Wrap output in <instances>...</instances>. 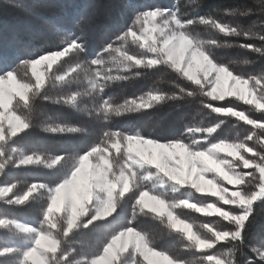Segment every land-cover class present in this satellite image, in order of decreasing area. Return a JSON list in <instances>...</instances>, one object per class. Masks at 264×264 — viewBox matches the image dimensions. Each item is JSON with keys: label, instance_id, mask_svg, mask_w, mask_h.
I'll return each instance as SVG.
<instances>
[{"label": "snow or ice", "instance_id": "6c2138e0", "mask_svg": "<svg viewBox=\"0 0 264 264\" xmlns=\"http://www.w3.org/2000/svg\"><path fill=\"white\" fill-rule=\"evenodd\" d=\"M43 6L52 10L55 17V9L58 7L56 0ZM232 14L248 16L250 10H234ZM196 22L195 19H183L176 11H165L159 7L154 10L138 9L130 24L121 25L118 21L111 24V35L93 53L89 51V43L97 38L94 18L91 12L85 11L79 13V19L75 22L78 33L72 32L71 35L68 34L73 23L71 17L51 19V29L46 39L49 46L19 60L18 68L13 67L6 58L0 57V174H5L10 166L19 168L42 162L49 169L63 166L68 169L67 175L60 177L53 185L33 183L24 193L13 192L16 187L14 184L0 187V197L7 206L23 205L29 201V197L34 200V190L42 189L46 193V204L42 209L39 227L0 216V229L21 239H30L27 246L0 247V264H6L9 257L14 258L16 264H142L138 257H142L146 264H181L179 258L170 253L155 250L148 235L137 230L134 224L137 206L141 212L147 209L157 216L166 215L169 225L182 231L190 246L198 252L213 249L220 242L231 245L226 259L212 253L206 255L204 259L208 264H240L234 258V252L245 245L247 230L256 219L254 206L257 201L264 200V153L256 152L245 142L213 143L200 150V141L195 139L187 144L180 138L162 140L157 136H144L138 131H104V139L87 145L84 152L61 154L47 160L40 155L18 153V149L13 146V138L36 126L33 123L35 98L41 96V93L44 98H48L45 92V75L53 64L65 57L82 59L67 72H61L59 68L52 72L49 77L51 83L70 86L83 74L88 87L85 92H69L54 102L81 110L82 97L95 99L99 96L94 113L105 121L111 116L140 112L168 100L195 97L197 93L213 101L223 100L225 96H235L264 110V77L245 78L239 74L234 75L229 67L216 60L205 47L204 41L189 30L188 26ZM157 23L161 27L158 34L153 35L157 33ZM199 23L211 26L226 36L254 37L264 42V32L257 33L251 28L244 30L230 26L210 16H201ZM130 38L139 47H146L147 52L139 56L129 54L126 45ZM57 40L59 44L56 43ZM210 41L212 46H218L216 40ZM239 47L250 49L264 57L262 47L251 44H240ZM157 65L167 66L177 76L186 78L195 88L187 90L180 87L179 95L149 92L126 100L122 105L103 98L109 82L128 79L127 76L119 75V72L155 68ZM40 66H44V72L37 71ZM113 69L117 71L116 75L112 74ZM29 70L31 77L28 76ZM257 86L259 100L256 95ZM21 105L27 111L18 114ZM204 107L220 115L238 117L247 124L264 129V124H258L242 112L212 107L210 104H204ZM43 131L51 134L77 133L81 129L56 124L44 126ZM187 131L193 135L197 132L211 135L216 129L190 127ZM252 138L248 136L246 139ZM113 150L116 155H112ZM221 153L233 157L239 164H231ZM245 153L251 154L253 158L246 157ZM240 167L252 171H237ZM209 174H212L211 178ZM220 181L229 185L248 186L252 190L237 187L229 192ZM145 182H150L151 186ZM170 188L175 189V192L180 188H190L198 193L218 196L223 204L235 206L239 212L223 210L214 204L200 207L186 199L175 201L174 207H169L164 191L157 189ZM129 201H134L131 218L110 237L106 236L102 240V250L86 254L78 253L69 246L70 234H74V230L90 227L96 229L113 223L119 215L118 208L125 207ZM179 207L219 216L232 227L222 230L203 224L200 227L206 230L207 235L194 232L190 224L178 219L169 210ZM251 251L254 255L246 259L244 264H264V246L252 247ZM78 255L83 258L77 259Z\"/></svg>", "mask_w": 264, "mask_h": 264}, {"label": "trees", "instance_id": "16d2710c", "mask_svg": "<svg viewBox=\"0 0 264 264\" xmlns=\"http://www.w3.org/2000/svg\"><path fill=\"white\" fill-rule=\"evenodd\" d=\"M50 2L52 0H0V57L6 58L13 67L18 68L19 60L49 46L46 39L51 29L50 20L53 18L71 17L73 23L68 33L71 35L72 32L78 33L75 22L79 19V13L91 12L97 38L89 43V51L94 53L98 50L99 44L111 35L109 32L111 24L116 21L121 25L130 24L135 10L149 8L154 10L159 7L165 11H176L185 20L195 19L197 22L189 25V30L200 40H216L220 46H212L213 56L217 61L229 67L234 75L239 74L245 78L264 77V57L250 49L239 47L240 44H251L264 48V42L254 37L226 36L211 26L199 23L201 16H210L230 26L244 30L251 28L257 33L264 32V0H195V2L193 0H56L58 7L55 9V17L52 10L43 6ZM234 10H250V14L248 16L233 15ZM157 21L159 22V18ZM112 38L114 39V36ZM56 43L59 44V40ZM225 45H230V47H225ZM126 48L129 54L137 56L147 52V50H142L138 43H133L131 38ZM81 59L82 57H65L47 74L45 92L48 98H44L41 93V96L36 97L34 101L33 123L36 126L13 138V146L18 149V153L40 155L45 160L61 154L82 153L87 145L103 140L104 131H124L126 133L138 131L144 136H157L162 140L180 138L187 144H191L195 139L200 141L198 145L200 150L210 147L213 143L245 142L256 152L264 153V129L247 124L238 117L220 115L204 107V104H210L212 107L231 108L236 112L244 113L258 124H264V111H259L254 106L236 98L213 101L197 93L195 97L168 100L153 105L152 108L142 109L140 112L125 113L119 117L111 116L107 121L98 118L94 113L99 103V96L95 99L89 96L82 97L81 110H76L63 103H55L56 99L69 92L87 90V80L83 74L70 86L60 83L53 85L49 79L52 72L58 68L61 72H67ZM65 60L68 62L65 63ZM112 74L116 75L117 71L113 69ZM119 75L127 76L128 79L109 82L103 93L104 99H110L117 105H122L126 100L144 96L149 92L179 95L180 87L187 90L195 88L186 78L177 76L165 65H157L149 69H133L131 72H119ZM28 76L31 77V70L28 71ZM32 79L34 80V77ZM257 95L260 98L259 86H257ZM23 111L27 110H24L22 105L19 106L18 114ZM56 124L62 127H78L81 131L57 134L43 131L44 126ZM190 127H212L216 131L211 135L201 132L193 135L187 131ZM248 136H252V140H247ZM112 155H116L114 150ZM67 173V166L49 169L43 162L22 165L19 168L10 166L5 174H0V187L14 184L16 187L13 192L20 194L24 193L33 183L53 185ZM220 183L224 182L220 181ZM145 184L151 186L150 182H145ZM242 187L248 191L252 190L248 186L243 185ZM157 190L167 193V202L189 198L191 202L201 206L218 203L216 197L198 193L190 188H181L177 192H171L169 189ZM189 192L192 193L191 196ZM33 196L36 197L34 200L29 197V201L25 204L13 206L5 205L3 198L0 197V216L39 227L42 220V209L46 204V193L38 189ZM133 203L134 201H129L125 207L118 208L119 215L111 224H104L96 229L90 227L84 230H74V234H70L71 244L69 246L76 249L78 253L86 254H94L102 250V240L106 236L110 237L131 218ZM219 204L225 209L236 210L220 202ZM176 211V215L188 221L202 235L208 234L200 227L203 224L213 225L222 230H229L232 227L220 217L204 216L189 209H177ZM254 215L256 219L247 230L245 245L239 251L234 252V258L240 261V264H244L246 259L254 255L251 251L252 247L264 246V200L256 202ZM134 224L137 230L148 235L155 250L170 253L173 257L179 258L182 264H208L204 257L209 253L226 259L228 252L231 251V245L227 242H220L213 249L198 252L190 246V242L183 234L174 231L169 226L165 217L157 216L147 210L141 212L138 206ZM28 243H30L29 238L21 239L19 236L10 235L6 230L0 229V247L13 245L23 247ZM76 258L82 259L83 256L78 255ZM138 259L142 261V264H146L142 257ZM6 264H16V260L9 257Z\"/></svg>", "mask_w": 264, "mask_h": 264}, {"label": "rangeland", "instance_id": "374dc122", "mask_svg": "<svg viewBox=\"0 0 264 264\" xmlns=\"http://www.w3.org/2000/svg\"><path fill=\"white\" fill-rule=\"evenodd\" d=\"M159 18V17H158ZM157 18V19H158ZM155 27L157 28V33H154L153 35H157L158 34V32H159V29H160V27H161V24L159 23V24H156L155 25ZM141 48V47H140ZM142 50H147V48L145 47V48H141ZM61 61V60H60ZM60 61H57V63L58 62H60ZM56 63V64H57ZM56 64H53V66H52V68L56 65ZM44 66H40V67H38V69H37V71L38 72H44ZM51 70H49L47 73H46V75H45V81H46V79H47V74L50 72ZM250 87H251V85H250ZM256 95H257V93H256ZM226 98H236V99H238L237 97H235V96H225V98L224 99H226ZM223 99V100H224ZM257 99L259 100L260 98L258 97V95H257ZM239 100V99H238ZM242 101V100H241ZM15 102V101H14ZM244 102V101H243ZM247 104V103H246ZM249 105H251V106H254L255 108H256V105L255 104H249ZM257 109V108H256ZM233 110V109H232ZM257 110H259V111H264V110H260V109H257ZM234 111V110H233ZM236 112V111H235ZM221 156H223L225 159H227V160H229L230 162H231V164H233V165H237V164H239V161H236L233 157H228V156H225V154H223V153H221L220 154ZM246 157H249V158H251V154H249V153H245L244 154ZM237 171H244V172H246V171H248V170H251V169H243L242 167H240V168H237L236 169ZM211 175L212 174H209V178H211ZM224 183H222V186H224V187H227L228 189H229V192H231L232 190H234L235 188H237V187H242L243 185H241V186H236V185H229V184H227V182H225V181H223ZM181 189V188H180ZM179 189V190H180ZM38 190H34V192L33 193H35V192H37ZM201 194H206V195H210V194H207V193H201ZM211 196V195H210ZM214 197V196H213ZM217 199H218V203L217 204H214L216 207H219V208H222L223 210H229V209H225L223 206H221L220 204H219V202L221 203V204H223V202L219 199V197L217 196L216 197ZM184 199H186V200H188L190 203H194V202H191L190 201V199L189 198H184ZM258 202V201H257ZM196 204V203H195ZM198 205V204H197ZM225 205V204H224ZM198 206H200V207H204V206H206V205H198ZM225 206H230V207H233L234 209H236V210H231V211H233V212H239V209L238 208H236L235 206H232V205H225ZM177 209H180V210H182V209H189V210H192V211H195L194 209H191V208H185V207H179V208H174V209H169L170 211H172V213H173V215L174 216H176L178 219H180V220H183L184 222H186V223H188V224H190L188 221H186V220H184V219H182V218H180L178 215H176L175 213H177ZM145 210H147V209H145ZM196 212V211H195ZM198 213V212H197ZM156 214V213H155ZM199 214H201V215H204V216H208V217H219V216H216V215H205V214H202V213H199ZM161 217H165L166 218V221H167V223H168V220H167V216L165 215V216H161ZM221 218V217H220ZM169 224V223H168ZM191 225V224H190ZM170 226V225H169ZM192 226V228H193V231L194 232H198V231H196V228L193 226V225H191ZM174 231H176V232H178V233H181V234H183V236L184 237H186L185 236V234L182 232V231H178L176 228H173L172 226H170ZM199 233V232H198ZM143 259V258H142ZM182 264V263H181Z\"/></svg>", "mask_w": 264, "mask_h": 264}, {"label": "clouds", "instance_id": "9594fccd", "mask_svg": "<svg viewBox=\"0 0 264 264\" xmlns=\"http://www.w3.org/2000/svg\"><path fill=\"white\" fill-rule=\"evenodd\" d=\"M205 43V47L209 50V52L212 53L211 51V48H212V44H211V41L210 40H207V41H204ZM220 45L216 46V47H219ZM225 47H230V45H225ZM171 192H175V189H169ZM192 193L189 192V196H191ZM164 196H165V199H167V193H164ZM169 207H174V204H175V201H172V202H167Z\"/></svg>", "mask_w": 264, "mask_h": 264}]
</instances>
